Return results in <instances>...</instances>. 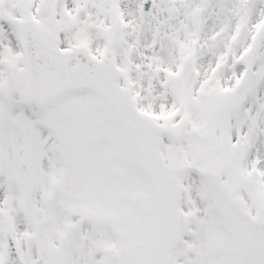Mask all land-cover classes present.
I'll return each mask as SVG.
<instances>
[{"label": "snow or ice", "instance_id": "obj_1", "mask_svg": "<svg viewBox=\"0 0 264 264\" xmlns=\"http://www.w3.org/2000/svg\"><path fill=\"white\" fill-rule=\"evenodd\" d=\"M0 264H264V0H0Z\"/></svg>", "mask_w": 264, "mask_h": 264}]
</instances>
